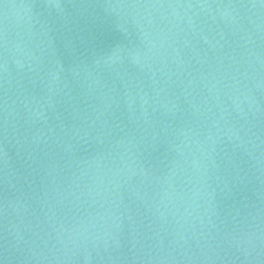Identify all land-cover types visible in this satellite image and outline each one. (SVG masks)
<instances>
[{"label":"water","instance_id":"95a60500","mask_svg":"<svg viewBox=\"0 0 264 264\" xmlns=\"http://www.w3.org/2000/svg\"><path fill=\"white\" fill-rule=\"evenodd\" d=\"M0 264H264V0H0Z\"/></svg>","mask_w":264,"mask_h":264}]
</instances>
